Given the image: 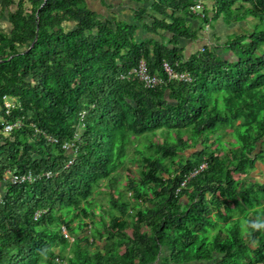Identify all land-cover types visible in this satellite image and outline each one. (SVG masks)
<instances>
[{
	"label": "trees",
	"instance_id": "obj_1",
	"mask_svg": "<svg viewBox=\"0 0 264 264\" xmlns=\"http://www.w3.org/2000/svg\"><path fill=\"white\" fill-rule=\"evenodd\" d=\"M135 1L151 2L152 9L140 4L133 18L159 38L138 39L137 21L99 17L86 0H1L0 15L10 8L11 28L0 29V106L4 94L17 103L9 112L0 107V264H185L217 252V264H254L264 257V181L246 184L233 175L262 155L264 0H213L224 22L248 15L256 21L227 35L221 46L231 55L204 43L189 56L183 39L196 35L187 18L201 16L191 8L197 0ZM202 17L209 19L208 10ZM141 56L161 73L155 87L129 75ZM165 61L191 77L169 78ZM81 111L85 125L69 161L61 142L73 137ZM19 117L23 124L2 131L4 120ZM130 142L140 166L128 165L119 183ZM202 160L206 165L182 185ZM7 168L35 178L3 187ZM104 177L109 207L92 196ZM214 208L230 219L223 237L210 233L221 230ZM235 209L248 217V238L256 244L247 242ZM89 222L108 237L105 250L90 248L92 240L78 232ZM62 226L74 236L73 253L67 262L44 259L54 244L67 242Z\"/></svg>",
	"mask_w": 264,
	"mask_h": 264
},
{
	"label": "rangeland",
	"instance_id": "obj_2",
	"mask_svg": "<svg viewBox=\"0 0 264 264\" xmlns=\"http://www.w3.org/2000/svg\"><path fill=\"white\" fill-rule=\"evenodd\" d=\"M137 3H140L141 1H135ZM141 4L149 6L151 8V2L150 1H144ZM15 6V5H13ZM213 6V0H204L203 1V6L198 7V11L201 13V16L198 17H193V16H188L187 22L188 26L190 29H195L196 30V35L192 38L190 37H185L183 39V52L185 53L186 56H189L191 54V51L201 47L204 43H208L211 47L216 48V50L219 53H222L223 55H231L229 50H223L222 46L224 40L226 39L227 35L233 32H241L245 30H249L252 28L253 23L256 21V18L253 16L248 15L245 19L242 20H233L232 22H224L223 17L217 18L214 14L215 9L212 7ZM2 8V3L0 0V9ZM9 7L3 8V11L1 12L0 15V29L8 32L11 28V23L8 20V12H9ZM152 9V8H151ZM208 10V16L209 19L204 20L203 13L204 11ZM2 10V9H1ZM134 19V18H133ZM135 21L138 22V24L141 26V20L140 19H135ZM71 22L67 21L64 23L66 27L71 26ZM146 29L141 27L138 29V32L136 33L138 37L142 35V32H144ZM148 33V31H147ZM149 32L148 34H151ZM154 34V33H153ZM166 35L164 32L162 33L160 39L165 40ZM133 69L129 71V75H131L133 78L140 79L134 72H132ZM160 73V72H158ZM161 76V73H160ZM163 80V78H162ZM232 133H229V137H231ZM134 137H136V140H140L145 138H151V139H156L160 138L161 134L158 135H150V137H137L136 134H133ZM260 141V146L263 145L262 148V155L260 157H257L256 163L253 167L249 168L246 172L239 173L238 171H234L233 175L235 177H240L242 180L245 181L246 184H250L252 181L255 182H263L264 181V143H261ZM202 146L201 142L196 143L195 146L190 145L187 146L183 152L186 153V155H189L193 150H195L197 147ZM134 146L133 143L130 142L127 144V158L125 160V163L119 167V183H124L125 180V174H126V167L132 166L134 169H137L140 166V160L137 158H132L131 156L134 155ZM69 156H73L74 152L73 150H67ZM33 156H38L37 154H33ZM206 156V154H204ZM168 160V159H166ZM169 161V160H168ZM174 164V163H172ZM9 168L5 170L4 176L2 178L3 182V187H5L8 181V176H9ZM167 173H164V177H167ZM122 187H125L122 185ZM109 190H110V180L109 178H100L97 183H95L94 186V192L92 193V196L96 197L100 202H102L106 207H109ZM209 196H211V193H208ZM185 195H183L184 197ZM126 197L131 198L134 200L131 190L127 191ZM224 197H222L223 199ZM0 199H2V188L0 187ZM147 201H144L146 203ZM81 203H84L83 200H81ZM148 203V202H147ZM223 205V204H222ZM262 204H259L261 207ZM216 208H214L211 213L215 218H217L218 221V226L221 227V230L218 231L217 228L213 227L211 229V235L214 233H219V236L223 237L226 234H228V230L226 229V223L230 220L221 218L217 216L216 213ZM234 216H240V222L243 224L242 232L244 234V237L246 238L248 243L251 244H256L257 240L256 239H249L250 233L248 232V227H247V222H248V217L242 214L241 210L235 209L233 211ZM124 216L128 218L127 222V228L130 229L132 227V219H133V213L131 209L127 211ZM86 220L88 221V217H86ZM262 227H261V232L264 231V213L262 214ZM63 231H65L68 239L67 242L61 243L57 242L52 246L54 252L52 253H46L43 255V258L46 259L49 256H54L57 261H62V262H67L68 261V256L73 253V235L64 227L62 226ZM78 232H85L88 236V240L91 241L92 243L90 245V248L95 249L96 247L100 246L102 249L105 250L106 243L108 242V237L105 235H98L94 229H93V224L89 222L87 225H85L83 228L81 227L78 229ZM221 258V255L217 252L215 254V257L212 258L211 260L208 259H202L198 258L195 260H192L191 262L185 263V264H217L218 260ZM152 264H160L159 260H156L152 262Z\"/></svg>",
	"mask_w": 264,
	"mask_h": 264
},
{
	"label": "built area",
	"instance_id": "obj_3",
	"mask_svg": "<svg viewBox=\"0 0 264 264\" xmlns=\"http://www.w3.org/2000/svg\"><path fill=\"white\" fill-rule=\"evenodd\" d=\"M203 1L204 0H197L194 4L191 5V8L194 10H197L198 7L203 6ZM164 68L169 78L174 77V76H178L181 78L191 77V75L187 71H177L174 68V66L171 64V62L165 61ZM132 69H133L132 72H134L140 78V80L145 86L152 88L158 85L162 81V76H160V73H158V71H154V72L151 71L149 64H148V59L145 56H141L138 63ZM16 103L17 101L14 98V96L10 94H4L3 103L0 107L3 108L5 112H9L12 109V107L16 105ZM80 114H81V118L74 130L73 137L66 138L62 140L61 142V146L64 147L66 150H73V151L76 150V147H77L76 142L80 138L81 130L83 129L85 125L83 111H81ZM21 124H23V119L21 117L12 119V120H4L2 131L5 133H10L12 129H14L17 126H20ZM48 136L53 140L59 139L57 136H53L51 134H48ZM72 157L73 156L69 157V161H71ZM205 165H206V160H202L198 166H195L193 170L188 171L185 174L184 178L182 179V185H185L186 182L188 181L187 179L193 173H195L196 171H198L200 168L204 167ZM8 171L10 173L8 176V180H11L14 182H17V181L23 182L24 180L35 178V175L30 170H26L22 173L16 170H13V169H8ZM42 174L48 176L52 174V171L51 169H45L43 170ZM179 188L180 186L178 187V189ZM38 214H39V211L35 213V216H37ZM254 264H264V257L256 260Z\"/></svg>",
	"mask_w": 264,
	"mask_h": 264
},
{
	"label": "crops",
	"instance_id": "obj_4",
	"mask_svg": "<svg viewBox=\"0 0 264 264\" xmlns=\"http://www.w3.org/2000/svg\"><path fill=\"white\" fill-rule=\"evenodd\" d=\"M88 5L96 10L99 13V17H105V16H114L119 19H127L129 21H133L135 9L142 3H137L135 0H86ZM143 27L142 25L138 26L136 29V33L138 32V29ZM145 28V27H143ZM146 29V28H145ZM151 32L150 30H145L142 32V35L140 37L137 36L138 39L142 37H148L153 36L155 38H159V36L152 31L151 34L147 33ZM154 33V34H153Z\"/></svg>",
	"mask_w": 264,
	"mask_h": 264
}]
</instances>
